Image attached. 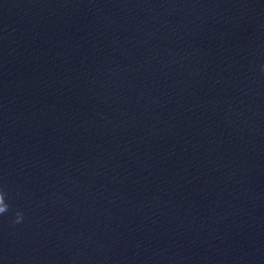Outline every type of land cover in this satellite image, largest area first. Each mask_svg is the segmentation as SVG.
Wrapping results in <instances>:
<instances>
[{
  "label": "water",
  "instance_id": "obj_1",
  "mask_svg": "<svg viewBox=\"0 0 264 264\" xmlns=\"http://www.w3.org/2000/svg\"><path fill=\"white\" fill-rule=\"evenodd\" d=\"M0 264H264V0H0Z\"/></svg>",
  "mask_w": 264,
  "mask_h": 264
}]
</instances>
